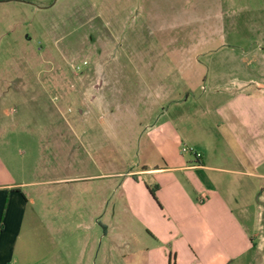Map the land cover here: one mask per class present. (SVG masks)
Returning a JSON list of instances; mask_svg holds the SVG:
<instances>
[{
    "label": "rangeland",
    "instance_id": "1",
    "mask_svg": "<svg viewBox=\"0 0 264 264\" xmlns=\"http://www.w3.org/2000/svg\"><path fill=\"white\" fill-rule=\"evenodd\" d=\"M219 36V47L264 49V0L0 3V185L29 183L30 204L54 217V264H139L121 256L130 221L111 174L135 159L121 153L134 121L117 117L143 114L138 83L165 71L170 53L212 48ZM163 76L179 84L169 66ZM102 80L111 87L100 106Z\"/></svg>",
    "mask_w": 264,
    "mask_h": 264
},
{
    "label": "crops",
    "instance_id": "2",
    "mask_svg": "<svg viewBox=\"0 0 264 264\" xmlns=\"http://www.w3.org/2000/svg\"><path fill=\"white\" fill-rule=\"evenodd\" d=\"M221 39L170 53L163 69L179 84L150 69L155 78L138 83L143 114L117 117L134 121L121 153L135 159L111 174L121 179L130 221L121 256L134 263L264 264V49L237 52L219 47ZM101 82L96 94L111 87ZM20 185H0V264H54L55 219L30 204L29 183ZM104 192L107 200V181ZM101 230L103 243L108 225Z\"/></svg>",
    "mask_w": 264,
    "mask_h": 264
},
{
    "label": "built area",
    "instance_id": "3",
    "mask_svg": "<svg viewBox=\"0 0 264 264\" xmlns=\"http://www.w3.org/2000/svg\"><path fill=\"white\" fill-rule=\"evenodd\" d=\"M182 152L184 153H192L195 155L196 159L199 160L201 158V154L197 152L194 148L192 147H183Z\"/></svg>",
    "mask_w": 264,
    "mask_h": 264
},
{
    "label": "trees",
    "instance_id": "4",
    "mask_svg": "<svg viewBox=\"0 0 264 264\" xmlns=\"http://www.w3.org/2000/svg\"><path fill=\"white\" fill-rule=\"evenodd\" d=\"M12 1H17V2H28V0H0V3L1 2H12Z\"/></svg>",
    "mask_w": 264,
    "mask_h": 264
}]
</instances>
